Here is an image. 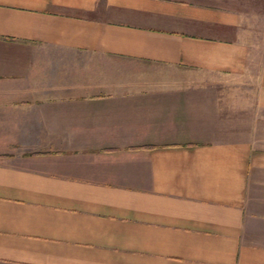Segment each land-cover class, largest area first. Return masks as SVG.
I'll return each mask as SVG.
<instances>
[{
	"label": "crops",
	"instance_id": "1",
	"mask_svg": "<svg viewBox=\"0 0 264 264\" xmlns=\"http://www.w3.org/2000/svg\"><path fill=\"white\" fill-rule=\"evenodd\" d=\"M0 264H264V0H0Z\"/></svg>",
	"mask_w": 264,
	"mask_h": 264
}]
</instances>
